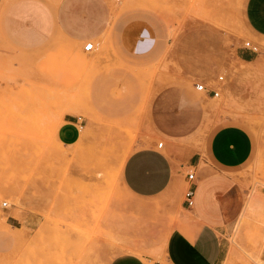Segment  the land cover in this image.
Masks as SVG:
<instances>
[{"label": "rangeland", "instance_id": "1", "mask_svg": "<svg viewBox=\"0 0 264 264\" xmlns=\"http://www.w3.org/2000/svg\"><path fill=\"white\" fill-rule=\"evenodd\" d=\"M66 5L71 16L81 9L80 35L68 26L21 43L0 35V264H95L121 251L159 250L166 236L162 219L125 191L119 168L147 138L165 146L154 114L171 107L154 102L167 93L160 87L171 63L179 87L169 91L172 110L187 109L188 118L197 114L190 134L168 137L171 155L181 144L200 148L218 125L237 123L251 135L250 155L226 171L231 192L217 232L227 245L221 264H264V36L248 30L243 0ZM254 14L259 21L257 9ZM134 16L151 21L162 35L157 52L126 55L117 45V21ZM102 17L103 25H88ZM87 40L90 50L82 48ZM244 52L250 59L241 58ZM173 56H187L193 74L183 75ZM202 70L211 73L204 82L217 85L216 96L193 88L204 80ZM95 81L111 85L95 90ZM65 112L79 115L81 124L69 144L55 135ZM188 169L181 168V184L171 185L169 200H181Z\"/></svg>", "mask_w": 264, "mask_h": 264}, {"label": "crops", "instance_id": "2", "mask_svg": "<svg viewBox=\"0 0 264 264\" xmlns=\"http://www.w3.org/2000/svg\"><path fill=\"white\" fill-rule=\"evenodd\" d=\"M79 1L0 0V35L4 42L11 44L50 36L58 27L64 31L67 26L73 27L74 34L80 35L83 25L81 9L77 11L74 6L75 11L71 16V9L66 5V2L77 4ZM242 9L248 30L255 36H264V0H243ZM256 9L260 14L259 21L255 20ZM104 22L103 17L90 18L88 25L97 27ZM163 41L154 24L144 17H122L116 23V42L126 55L140 56L157 52ZM241 55L243 60L251 57L248 52ZM173 58L182 66L183 75L187 76L189 71L193 74L187 56ZM167 71L164 76L168 81L160 87L167 93L164 98L158 97L154 102V106L162 105L164 109L168 105L171 107L170 110L155 111L154 114L156 131L167 136L165 146L161 149L162 142L157 146L154 138H147L127 153L119 168L120 183L125 191L133 198L143 200V209L154 208L157 211L162 219L161 224L166 228L163 232L166 236L163 241L160 240L158 251L148 253L144 248H140L139 252L121 251L95 264H221L226 256L227 245L217 232L231 192L232 180L226 171L242 164L250 155L251 135L240 124L226 123L211 129L200 148L195 147V143L181 144L177 153L171 155V139L168 137L180 138L190 134L197 114L188 118L187 109L178 112L172 110L175 100L170 98L169 91L179 88L176 79L172 80L177 71L172 63ZM199 74L204 78L200 82L206 84L204 81L211 73L202 70ZM92 84L95 90L108 89L111 85L110 82L98 81ZM79 118L72 112L62 115V121L55 131L56 138L62 144L77 141L81 126ZM182 167H191L193 171L194 195L191 206L184 205L182 198L179 200L177 195L174 199H168L167 192L171 185L181 184ZM185 172L182 180L187 185Z\"/></svg>", "mask_w": 264, "mask_h": 264}, {"label": "built area", "instance_id": "3", "mask_svg": "<svg viewBox=\"0 0 264 264\" xmlns=\"http://www.w3.org/2000/svg\"><path fill=\"white\" fill-rule=\"evenodd\" d=\"M243 45L249 48L252 51L256 50V46L252 43H250L248 40H245L243 42ZM82 48L84 50H90L93 48V42L90 40H87L83 43ZM217 80H220L222 78L221 74L217 75ZM193 87L198 90L202 91L204 93H209L211 96H216L218 94V89L216 86H207L203 82L197 81L193 84ZM161 140L156 142L157 146L161 145ZM185 179L188 181V184L184 187L183 192H182V202L186 206H191L193 204V195H194V182L192 181L193 179V171L187 170L185 172ZM2 205L6 204V201H2Z\"/></svg>", "mask_w": 264, "mask_h": 264}]
</instances>
